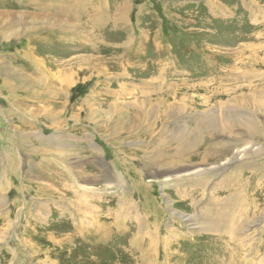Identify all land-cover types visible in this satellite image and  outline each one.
<instances>
[{"label":"rangeland","instance_id":"rangeland-1","mask_svg":"<svg viewBox=\"0 0 264 264\" xmlns=\"http://www.w3.org/2000/svg\"><path fill=\"white\" fill-rule=\"evenodd\" d=\"M220 234L264 264V0H0V264H195Z\"/></svg>","mask_w":264,"mask_h":264},{"label":"bare ground","instance_id":"bare-ground-1","mask_svg":"<svg viewBox=\"0 0 264 264\" xmlns=\"http://www.w3.org/2000/svg\"><path fill=\"white\" fill-rule=\"evenodd\" d=\"M149 182H152V181H149ZM200 183H201V181L197 182L196 184H200ZM206 202H207V200H206ZM221 203H222V201H221ZM225 207H227V206H225ZM212 215H213V217H212ZM244 215H245L244 209L240 208L237 210V212L235 214L232 213L231 216H229V214H226V212H222V210H219L216 213L212 212L209 215V217L211 219V222L214 225L213 229H215V231H216V230L220 229L219 227H223L224 236L226 235L229 238L230 236L227 233H229L230 235H233V234L235 235V234L240 233V231H238V230L242 227ZM238 217L240 219L239 221H238ZM192 218L193 217H191L190 219L192 220ZM227 220H229V222H231V223L228 224ZM88 224H90V223H88ZM191 225H193V224H191ZM88 226L86 227L87 229L86 228L85 229L87 230V234H89V236L101 237L100 240L102 239V237L104 238V240H106L107 238L110 237L108 234L109 231L111 230V227L109 226V224L106 223L100 227H96V224L92 221L91 224ZM96 228L97 229L99 228L97 230V232H95ZM220 236L222 237V239L215 238L214 243L212 242V240H210L209 244L211 246L208 248L207 251H205L204 254H201L199 263H195V264H255L253 261H249L250 259H247L248 258L247 255L244 256V251L248 252L250 250L249 249L250 246L249 245L247 246V244H244V242H246V240L243 239V240L239 241L238 243L234 240V242H231V246H227V244H226V246L223 247V242H225L224 236L221 234H220ZM206 240H208V239H206ZM186 253L189 254V248L187 249ZM186 255H183V252L179 253L178 255H176L177 261L175 260V262H177V264H184L183 260L186 257ZM188 258L189 257L187 256V261L186 262L184 261L185 264H190ZM194 258L195 257H193V260H194Z\"/></svg>","mask_w":264,"mask_h":264}]
</instances>
